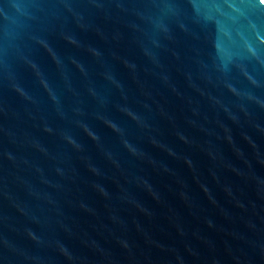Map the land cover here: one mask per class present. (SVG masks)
Masks as SVG:
<instances>
[{
    "label": "water",
    "instance_id": "95a60500",
    "mask_svg": "<svg viewBox=\"0 0 264 264\" xmlns=\"http://www.w3.org/2000/svg\"><path fill=\"white\" fill-rule=\"evenodd\" d=\"M0 264H264V0H0Z\"/></svg>",
    "mask_w": 264,
    "mask_h": 264
}]
</instances>
